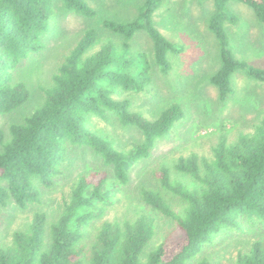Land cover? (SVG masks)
<instances>
[{"label":"trees","instance_id":"16d2710c","mask_svg":"<svg viewBox=\"0 0 264 264\" xmlns=\"http://www.w3.org/2000/svg\"><path fill=\"white\" fill-rule=\"evenodd\" d=\"M166 1L143 0L130 21L102 20L109 35L94 53L99 31L86 30L75 47L63 51L50 86L41 90L39 107L23 122L12 124L7 139L1 133L2 207L14 205L25 212L39 206L42 189L56 187L77 149L90 151L105 170L81 175L53 217L36 211L7 242L0 241V264H191L223 233H244V220L264 224V118L253 133L214 147L211 160L180 158L175 165L179 178L163 165L155 172L159 188H141L143 208L139 205L134 217L107 219L108 207L116 201L113 196L130 182L131 165L148 159L157 142L186 117L182 105L172 104L151 120L133 111L129 99L120 98L122 93L146 91L151 82L147 54L132 45L140 34L152 42L153 60L165 74L172 69L169 55L181 53L155 24ZM201 1L215 6L209 29L218 40L221 65L210 83L226 103L235 94L236 73L264 83V68L233 52L227 25L237 24L238 18L229 13V5L249 6L264 25V0ZM58 3L68 13L99 18L88 0H0V116L30 101L31 90L24 82L15 83L13 73L46 49ZM92 118L135 128L143 140L130 151L120 150L91 129ZM170 194L182 203H173ZM156 215L174 226L141 262L155 240ZM259 238L238 252L234 264H264V236Z\"/></svg>","mask_w":264,"mask_h":264},{"label":"rangeland","instance_id":"374dc122","mask_svg":"<svg viewBox=\"0 0 264 264\" xmlns=\"http://www.w3.org/2000/svg\"><path fill=\"white\" fill-rule=\"evenodd\" d=\"M98 11L99 18L89 19L68 13L58 3L51 30L45 37L46 49L33 55L14 71V82H24L31 90L28 104L18 111L0 116V135L7 139L9 128L14 123L23 122L43 101L42 88L50 86L52 75L60 65L63 51H69L77 44L78 38L88 29L99 31L100 40L92 53L99 50L109 33L102 29L105 19L130 21L138 13L143 0H88ZM229 13L238 18L235 25L228 24L231 47L238 59L252 66L264 68V25L254 11L242 3H231ZM215 12L212 1L167 0L155 15V24L160 31L178 47L180 54H170L172 69L163 73L155 64L152 42L146 34H140L134 41L133 49L147 54L151 64V82L142 93H122L121 99L131 101L132 110L154 120L172 104H180L186 117L160 139L152 155L130 167V182L120 187L113 196L116 200L108 207L107 219L134 217L137 207L143 208L140 190L143 187L159 188L155 172L163 165L171 169L174 178L178 160L196 155L198 158H213V148L220 143L230 145L244 134L255 131L264 118V83L248 78L243 73L232 77L235 94L222 103L218 89L210 83V78L221 65L218 40L209 29V20ZM111 36V35H110ZM91 129L102 133L115 142L117 148L130 151L142 142V134L135 128H124L113 120L104 122L92 118ZM0 138V150H1ZM70 162V163H69ZM65 174L58 179L53 190L42 189V203L28 211H20L14 205L0 206V241L7 242L10 234L24 227L36 211L46 212L53 217L60 209L63 199L84 173L104 171L105 166L92 156L90 151L77 149L74 159L69 161ZM169 199L182 203L170 194ZM156 235L154 242L143 253L145 262L148 253L158 246L167 232L174 226L161 215L155 216ZM245 232H225L214 244L208 245L191 264L207 260L210 264H234L239 251H244L258 237L264 236V224L244 220ZM259 238V239H261Z\"/></svg>","mask_w":264,"mask_h":264}]
</instances>
